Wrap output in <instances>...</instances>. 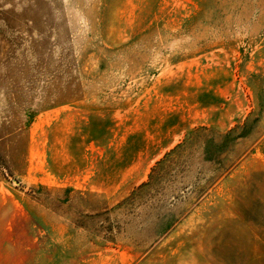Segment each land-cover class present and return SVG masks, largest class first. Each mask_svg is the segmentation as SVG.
<instances>
[{
    "label": "rangeland",
    "instance_id": "1",
    "mask_svg": "<svg viewBox=\"0 0 264 264\" xmlns=\"http://www.w3.org/2000/svg\"><path fill=\"white\" fill-rule=\"evenodd\" d=\"M263 135L264 0H0V264L218 262Z\"/></svg>",
    "mask_w": 264,
    "mask_h": 264
},
{
    "label": "crops",
    "instance_id": "2",
    "mask_svg": "<svg viewBox=\"0 0 264 264\" xmlns=\"http://www.w3.org/2000/svg\"><path fill=\"white\" fill-rule=\"evenodd\" d=\"M108 141L107 144H105L104 146H102L104 148V150L107 152H109L112 148L111 145L112 143ZM259 144L261 146L264 145V135L261 138V140L259 141ZM166 147V146H165ZM98 149H100L101 147H97ZM164 148V147H163ZM102 158H100V160L98 162L101 161ZM240 165V163H239ZM99 168L96 165V169ZM237 168H233L231 169L226 176L222 179V184L221 186H223V188H226L228 185L232 186V184H230L229 182L232 181V177L233 176H238V174H241V170H237ZM99 174V171H95V175L97 176ZM218 185L214 186L212 188V191L215 192L216 190H218ZM97 187V186H96ZM220 188V187H219ZM62 190H66V191H72L73 189L70 188H65ZM102 190V189H101ZM98 187L96 189H94V191L99 192V193H103L105 191H101ZM81 194H83L82 190L79 191ZM84 192H88L86 189H84ZM211 192V191H210ZM209 192V194H210ZM263 192V191H262ZM106 193V192H105ZM208 194V195H209ZM264 194V192H263ZM207 195V196H208ZM261 196H258L257 193H255V201H263L264 200V195L261 198ZM261 201V203H252L250 205H246L249 206L248 208H252V207H264L263 202ZM203 200H200L199 203L197 204V206L202 205ZM208 203H210V201H208ZM213 204L215 205L216 202L213 201ZM225 204V203H224ZM28 207H32L31 205H26V208ZM28 213V212H27ZM257 214V216H256ZM254 217H250L248 215H245L243 217H238L240 218L239 220L237 219L236 221V225L234 226V234L233 236L230 237V229L228 227V225L226 224V221L223 223H216L215 227H213V233L218 235L220 234V232L224 233L223 236H219V242L217 244H213L212 246L214 247V249L216 250L215 252L218 254V256L222 257V260H220L219 258H217L218 262H212V263H206V264H229V263H225V259L224 256H227L229 254V249L234 247V248H239L240 253L243 255H250V256H258L262 254V250L264 248V209L263 211L261 210H257L256 212L254 211ZM188 218H191V220H195L198 217L195 216H187L185 220H187ZM184 221H182L181 223H179L176 226V231L179 230V226L184 224ZM187 222V221H186ZM195 222V221H194ZM229 231V232H228ZM227 232V233H226ZM226 233V235H225ZM231 245H233L232 247H230ZM232 264H240V263H236V262H232Z\"/></svg>",
    "mask_w": 264,
    "mask_h": 264
}]
</instances>
